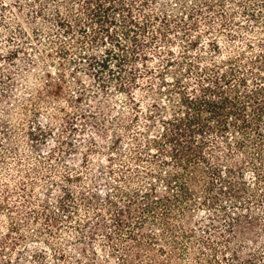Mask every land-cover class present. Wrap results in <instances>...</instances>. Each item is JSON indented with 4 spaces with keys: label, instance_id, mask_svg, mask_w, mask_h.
Returning <instances> with one entry per match:
<instances>
[{
    "label": "trees",
    "instance_id": "1",
    "mask_svg": "<svg viewBox=\"0 0 264 264\" xmlns=\"http://www.w3.org/2000/svg\"><path fill=\"white\" fill-rule=\"evenodd\" d=\"M15 3L86 108L31 123L35 156L1 118L0 264H264V0Z\"/></svg>",
    "mask_w": 264,
    "mask_h": 264
},
{
    "label": "rangeland",
    "instance_id": "2",
    "mask_svg": "<svg viewBox=\"0 0 264 264\" xmlns=\"http://www.w3.org/2000/svg\"><path fill=\"white\" fill-rule=\"evenodd\" d=\"M16 0H0V120L1 118H9L13 124L19 125V123H27L21 127V146L20 151L24 155L35 156V152H31L30 144L27 142L26 134L23 133L24 130L28 128L29 125L36 126L37 122L40 120L43 123L52 124L55 127H67L65 136L71 134L74 138L77 137V132L81 129V122L77 121L71 124H66V112H68L72 118L80 116V114H85V104L76 100L75 91L77 90L78 84L75 79L67 72V81L65 83L60 82L58 78V72H60L59 67L50 66L53 58L44 56V60H40L39 64L33 65L28 62V58L22 52L18 53V48L23 45L24 37H21L19 32L20 27L23 29L31 31V25L28 23L29 19L26 15L28 9L24 11L20 16L19 9L15 7ZM6 3V8L2 5ZM35 45V44H34ZM35 47H38L35 45ZM28 51L34 53L35 50H31L30 47L27 48ZM50 72V75H47ZM46 82L52 84V88H57V84L61 83V89L57 88L58 93L53 94L47 91L48 86ZM42 89L46 95L44 99L38 100V90ZM36 101L38 106L43 112L35 114L33 110L26 113H21V105L27 104L31 106L32 102ZM32 107V106H31ZM6 134L4 130L0 133V141L5 140ZM9 162L14 163L13 160ZM26 163V162H25ZM4 166V165H3ZM0 165V176L5 174V168ZM3 169L1 170V168ZM14 182H12L13 185ZM24 209H20L19 214L22 219ZM4 222L2 229L5 231L6 218L0 215V224ZM38 231V227L35 225L31 226ZM38 238V237H37ZM25 244H29L25 248ZM43 245L40 243H34L32 240H27L21 244L22 250L21 257L23 259L19 260L14 254L12 264H27L28 259L31 260L29 264L33 263V258L28 254L32 250H38L42 248ZM17 254V255H19ZM52 258L49 259L51 263Z\"/></svg>",
    "mask_w": 264,
    "mask_h": 264
}]
</instances>
